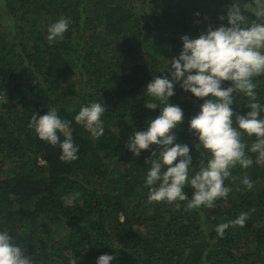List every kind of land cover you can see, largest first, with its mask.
Returning <instances> with one entry per match:
<instances>
[{"label":"trees","instance_id":"1","mask_svg":"<svg viewBox=\"0 0 264 264\" xmlns=\"http://www.w3.org/2000/svg\"><path fill=\"white\" fill-rule=\"evenodd\" d=\"M232 3L0 0V229L23 243L37 264H69L76 255L78 264H96L102 254L114 255L112 264H264V163L235 166L225 181L231 189L226 198L190 209L187 201L149 202L145 160L151 149L137 157L126 147L133 129H145L159 114L145 106L152 99L145 88L154 75H169L181 37L227 24L220 16ZM61 17H70V27L50 44L48 26ZM67 74L72 83H65ZM254 82L264 102V74ZM175 93L170 100L184 109L185 120L173 131L177 142L189 144L198 170L206 157L195 148L189 121L206 98L179 84ZM248 99L241 94L233 107L245 113ZM92 101L107 106L98 139L74 120ZM50 108L72 121L78 159L61 160L59 145L29 126L32 113ZM243 139L250 145L255 137ZM245 176L254 182L251 190L241 183ZM185 191L190 198L194 189ZM66 196L75 199L67 203ZM242 212L249 213L244 226L230 224L217 233L218 224Z\"/></svg>","mask_w":264,"mask_h":264},{"label":"clouds","instance_id":"2","mask_svg":"<svg viewBox=\"0 0 264 264\" xmlns=\"http://www.w3.org/2000/svg\"><path fill=\"white\" fill-rule=\"evenodd\" d=\"M253 3L250 6L247 0H233L226 16H220L221 21L227 19V24L209 25L195 38L183 35L180 54L167 66L169 75H154L146 85L152 99L146 100L145 106L159 109V114L149 118L145 129L134 128L126 147L137 157L142 150L151 149L152 158L145 160L149 166L145 177L149 202L187 201L190 209L211 208L231 191L225 181L235 166L248 168L254 162L264 163V102L257 99L254 82V77L264 74V0ZM248 13L256 19L250 21ZM70 23V17L51 23L49 43L63 40ZM225 82L230 84L225 87ZM177 84L197 98H206L189 121V131L197 138L195 148L202 147L200 154L206 157V162L199 161L198 170H194L189 144L177 142L173 131L179 130L185 120L184 109L170 100ZM241 94L249 98L243 114L233 107ZM106 107L102 101L82 105L74 120L98 139L105 132ZM71 124L59 115L58 109L50 108L43 115L32 113L29 126L40 139L59 145L61 160L74 161L80 146L73 138ZM245 135L255 137L250 145L243 139ZM250 153L255 154V160ZM241 183L248 190L254 187L247 176ZM186 186L194 189L190 198ZM74 199L75 196L65 197L67 203ZM248 217L249 213L242 212L235 220L218 224L216 231L223 235L230 224L244 226ZM114 259L112 254H102L96 264H112ZM78 260L77 255L73 256L69 264H78ZM0 264H37V259L26 254L24 244L17 242L10 231L0 229Z\"/></svg>","mask_w":264,"mask_h":264},{"label":"rangeland","instance_id":"3","mask_svg":"<svg viewBox=\"0 0 264 264\" xmlns=\"http://www.w3.org/2000/svg\"><path fill=\"white\" fill-rule=\"evenodd\" d=\"M4 24L7 26L8 25V21H4ZM64 81L66 84L72 83L73 81V77L70 76L69 74L64 76Z\"/></svg>","mask_w":264,"mask_h":264}]
</instances>
